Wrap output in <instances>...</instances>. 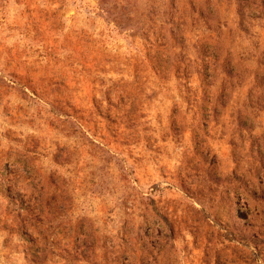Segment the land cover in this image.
Instances as JSON below:
<instances>
[{
  "label": "rangeland",
  "instance_id": "374dc122",
  "mask_svg": "<svg viewBox=\"0 0 264 264\" xmlns=\"http://www.w3.org/2000/svg\"><path fill=\"white\" fill-rule=\"evenodd\" d=\"M0 264H264V0H0Z\"/></svg>",
  "mask_w": 264,
  "mask_h": 264
}]
</instances>
